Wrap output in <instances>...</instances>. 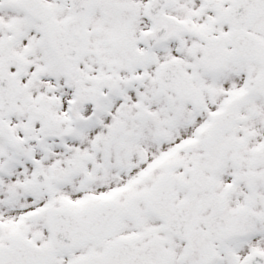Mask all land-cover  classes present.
Listing matches in <instances>:
<instances>
[{"label": "snow or ice", "instance_id": "6c2138e0", "mask_svg": "<svg viewBox=\"0 0 264 264\" xmlns=\"http://www.w3.org/2000/svg\"><path fill=\"white\" fill-rule=\"evenodd\" d=\"M0 264H264V0H0Z\"/></svg>", "mask_w": 264, "mask_h": 264}]
</instances>
